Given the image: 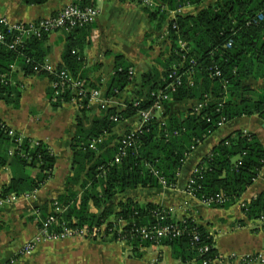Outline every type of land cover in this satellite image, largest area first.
<instances>
[{
    "label": "trees",
    "instance_id": "1",
    "mask_svg": "<svg viewBox=\"0 0 264 264\" xmlns=\"http://www.w3.org/2000/svg\"><path fill=\"white\" fill-rule=\"evenodd\" d=\"M49 1L20 0L28 6ZM158 1L153 8L142 9L152 31L158 32L164 25L166 28V52L159 56L162 72L143 75L144 93H138L123 110H107L103 117L94 118L88 129L77 120L69 146L72 163L65 191L55 201L37 208L38 215L31 220L35 219L36 228H41L43 222L53 216L55 222L51 229L55 231L63 224L86 231L105 224V235L100 239L111 242H117L116 225L123 221L121 230L134 257L141 256L140 247L162 244L171 249L173 258L180 264L192 261L201 264L206 260L210 263L217 258V252L212 237L202 226L190 219H170L169 222L180 225L182 235L164 238L158 243L141 241L131 235V229L154 223L153 212L161 208L153 204L139 205L129 199L114 205L111 200L126 190L160 188L159 178L164 179L167 187H174L188 156L221 124L250 116L264 120V87L254 89L247 84L249 80L264 83V0H216L196 15L183 14L169 20L171 11L197 7L204 0ZM73 3L91 6L93 0ZM90 25L65 32L61 64L51 74L38 73L49 81L48 100L53 109L72 103L71 90L64 88L55 94L52 88V83L58 80V72L63 69L68 70L74 80L82 82L88 91L96 89L82 74L81 51ZM0 30L5 34L4 42L0 43V100L16 109L20 100L19 87L8 79L3 82L2 76L17 72L25 76L35 74L34 67L45 62V53L36 50L42 48L47 36L24 39V44L11 48L13 35L1 26ZM113 57L115 69L106 86V99L124 94L133 78L129 74L131 64L119 54ZM12 66L15 67L13 71ZM155 90L169 91V100L161 105L163 120L154 116L136 133L125 155L114 163L119 142L127 132L117 137L112 130L120 121L152 108L156 99L150 95ZM184 101L202 102V106L199 109L191 106L177 113L171 111L173 104ZM88 102L89 96L79 102L81 114L87 111ZM113 117L117 118L116 122ZM55 161L56 156L46 144L37 141L35 145L0 121V169L8 167L11 171L9 183L0 189V198H18L39 190L52 176ZM263 167L264 147L257 136L237 130L221 139L200 161L190 177V188L197 199L221 195L223 201L210 207L229 208L239 201ZM74 187H79L80 191ZM241 211L248 221L264 220V191L245 203ZM194 235L198 236L197 243H193ZM205 245L208 251L199 252L198 249Z\"/></svg>",
    "mask_w": 264,
    "mask_h": 264
},
{
    "label": "crops",
    "instance_id": "2",
    "mask_svg": "<svg viewBox=\"0 0 264 264\" xmlns=\"http://www.w3.org/2000/svg\"><path fill=\"white\" fill-rule=\"evenodd\" d=\"M75 1L50 0L43 5L28 6L20 0H0V17L10 22H31L53 15ZM215 1L204 0L197 7L171 11L168 20L183 14L196 15ZM93 5L98 8L99 14L87 30L86 43L81 51L84 59L82 74L96 86L99 97L88 102L84 114L80 112L81 106L72 103L53 109L48 100L47 77L38 74L25 76L21 72L10 73L8 77L12 85L19 87V106L12 109L0 100V121L19 136L46 144L56 156V161L52 176L39 190L29 197H18L0 205V264H180L173 258L168 246L140 247L141 256L134 257L130 246L100 237L44 242L29 255H20L22 247L36 234V220H31L36 209L55 201L65 191L72 163L69 146L77 120L84 129H88L93 119L103 117L107 110H123L138 93H144L142 76L161 72V52L157 53L156 49L159 44H166L165 25L158 32L152 31L146 12L126 0H93ZM148 34L150 36L146 38ZM65 39V33L61 31L52 33L36 52L45 53L44 61L56 69L61 64ZM115 54L123 56L131 64L133 78L124 94L106 99V86L114 74ZM247 84L254 89L264 87L261 81L249 80ZM199 104L198 101L175 103L171 111L177 113L191 106L198 108ZM161 112L155 115L159 121L163 120ZM139 126L140 119L134 116L120 121L112 134L120 137ZM237 130L255 134L264 147V122L257 116L236 118L221 124L188 156L174 187L126 190L114 196L111 203L117 205L129 199L139 205L153 204L169 211L172 220L190 219L202 226L212 237L217 252V258L211 264H264V222L246 220L240 207V203H249L264 191V167L239 201L229 208L204 205L186 191V185L200 161L221 139ZM10 179V169L2 167L0 189ZM74 190L79 192L80 188L74 187ZM187 264L197 263L192 261Z\"/></svg>",
    "mask_w": 264,
    "mask_h": 264
},
{
    "label": "built area",
    "instance_id": "3",
    "mask_svg": "<svg viewBox=\"0 0 264 264\" xmlns=\"http://www.w3.org/2000/svg\"><path fill=\"white\" fill-rule=\"evenodd\" d=\"M129 2L137 5L140 8H153L157 4H159L158 0H129ZM99 14V10L96 6H79L75 3H71L62 7L55 14L50 15L48 17H44L39 20L31 21V22H23V21H15L10 22L4 17H0V26L4 28L7 33H12L13 40L10 44L11 48H14L18 45L24 44L23 40L27 38H37L41 39L44 36H49L55 32H63L67 33L73 29L81 28L87 25H90L96 21V18ZM261 18V16H259ZM5 34L2 30H0V43L4 42ZM230 44L228 43L227 46ZM181 46H184L181 44ZM41 71L49 72L50 74L55 72V68L51 66L47 61H45L41 66H35L34 72L35 74L40 73ZM130 75H133V71L130 70ZM215 75L218 76L219 72L216 71ZM6 78V79H5ZM58 80L52 83V88L56 90L55 94H58L59 90L62 92L64 88L71 90L73 96L71 99L72 104L80 107L79 102L82 98L89 96V102L91 100L97 99L99 97L98 90L88 91L83 87V83L80 81H76L73 79L68 70L63 69L57 74ZM7 80L6 75L2 76V81L5 82ZM179 83V81H178ZM171 86V85H170ZM55 92V91H54ZM151 97L156 99V104L146 111L138 112V117L140 119V126L138 129L133 131H128L124 134L120 140V147L118 153L114 157V163H118L120 158L125 155L126 148L130 147L134 143V137L136 133L144 126L149 123L150 120L155 116L156 113L162 111V102L169 100V91L163 90H155L151 93ZM138 103L135 104L137 106ZM113 121H117L116 117L112 118ZM35 145L37 141H32ZM192 180L188 182L186 185L187 193L192 194V190L190 188ZM159 183L162 187H167L166 182L163 178H159ZM170 186L169 188H171ZM1 193V190H0ZM30 194H26L23 197H29ZM14 196H9L7 198H0V205L4 203L11 202L15 200ZM202 204L207 206H212L213 204H218L223 201L221 195H216L215 197L210 198H201L198 199ZM55 204V203H54ZM244 203H240V207H244ZM59 208H56V211H59ZM38 215L35 211L33 215ZM155 217L154 223L146 226H133L131 229V235H135L141 241H149L151 243H158L160 240L164 238H177L183 233V229L180 225H177L171 221L170 212L164 209L156 210L153 212ZM183 221V220H182ZM264 222V220H260ZM55 218L53 216L46 219L43 222L41 228H37L36 234L29 242H27L21 249L20 255L25 256L29 255L37 245L44 242H53V241H61L66 239H75V238H101L105 235V224L101 225L98 229L83 230L80 228H73L67 225H61L58 231L51 229L52 224H54ZM117 232H118V243L126 244L127 239L124 235V231L121 230L124 226L123 221H118ZM198 242V236H193V243ZM208 246H203L198 249L199 252H207ZM201 264H209V260L203 261Z\"/></svg>",
    "mask_w": 264,
    "mask_h": 264
},
{
    "label": "rangeland",
    "instance_id": "4",
    "mask_svg": "<svg viewBox=\"0 0 264 264\" xmlns=\"http://www.w3.org/2000/svg\"><path fill=\"white\" fill-rule=\"evenodd\" d=\"M126 1H129V0H126ZM9 34H12V33H9ZM163 43H164V42H163ZM166 43H167V42H166ZM165 45L167 46V44H165V43H164V45H163V44H161V45L159 44V46H158L157 49H156V52L159 53V51H160V52H161L160 55L165 54V52H166V51H165V50H166V49H165V48H166ZM160 47H161V48H160ZM157 53H155V54H156L155 56H157ZM158 56H159V55H158ZM11 70H12V71L15 70V67L12 66V67H11ZM161 72H162V71H161ZM37 74H38V73H37ZM8 77H9V75H8ZM8 77H7V79H8ZM8 80H10V79H8ZM8 82H9V81H8ZM201 106H202V102H200V104L198 105V109H199ZM162 110H163V108H162ZM161 113H162V112H161ZM156 114H158V113H156ZM156 114H155V115H156ZM262 121L264 122V120H262ZM190 180H191V179H190ZM117 243H118V242H117ZM123 245H126V244L124 243ZM211 262H212V261H211ZM211 262H210L209 264H211Z\"/></svg>",
    "mask_w": 264,
    "mask_h": 264
}]
</instances>
